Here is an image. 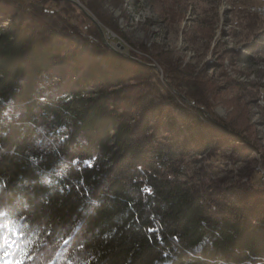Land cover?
Masks as SVG:
<instances>
[{"label": "trees", "instance_id": "1", "mask_svg": "<svg viewBox=\"0 0 264 264\" xmlns=\"http://www.w3.org/2000/svg\"><path fill=\"white\" fill-rule=\"evenodd\" d=\"M82 4L102 20L95 0ZM15 5L0 0V222L15 229L4 235L7 244L0 240V258L264 264L260 173L251 169L246 182L229 186L179 176L188 155L241 162L246 141L231 145L223 159L214 145H229L219 132L228 126L204 122L201 107L180 108L184 117L177 116L158 98L157 77L146 86L145 70L156 75L153 69L109 50L92 21L77 32L67 25L62 13L70 8L86 18L72 2L36 0L14 11ZM68 27L99 58L55 43ZM59 60L67 65L60 77L71 82L65 94L48 95L41 85ZM258 166L264 171V163Z\"/></svg>", "mask_w": 264, "mask_h": 264}, {"label": "rangeland", "instance_id": "2", "mask_svg": "<svg viewBox=\"0 0 264 264\" xmlns=\"http://www.w3.org/2000/svg\"><path fill=\"white\" fill-rule=\"evenodd\" d=\"M15 1L14 11L36 0ZM74 1L105 30L108 45L127 56L122 58L156 72L145 70L146 86L157 77L163 88L158 98L165 106L173 104L177 116L184 117L180 108L194 111L201 107L204 122L213 119L228 126V130L218 128L229 145H214L219 146L223 159L231 156V145L246 141V155L233 165L209 161L205 154L196 155L195 160L188 155L182 159L180 179L199 183L205 178L207 185L229 186L246 182L251 169L259 172L258 165L264 163V0H95L102 20L82 4L84 0ZM62 14L75 32L92 26L91 20L82 19L71 8ZM69 27L59 30L55 43L71 54L99 58L100 53ZM62 67H67L65 61H57L45 77L41 87L47 89L46 94L66 93L71 79L60 77ZM136 83L133 90L138 93L141 86ZM6 233L14 234V227L0 222V240L5 244ZM0 262L12 264L3 257Z\"/></svg>", "mask_w": 264, "mask_h": 264}, {"label": "water", "instance_id": "3", "mask_svg": "<svg viewBox=\"0 0 264 264\" xmlns=\"http://www.w3.org/2000/svg\"><path fill=\"white\" fill-rule=\"evenodd\" d=\"M68 1H70V2H72V3H74V4H76V5H78V3H77L76 1H74V0H68ZM78 7H79L80 10L85 14V16H86L89 20H91V21L93 22V24L96 26V28H97V30H98L100 36H101L102 42H103L108 48H110L111 50H113V51H114L117 55H119L120 57H122V56H123V57H127L126 55H124V54H122V53L116 51V50L113 49L110 45H108V43L105 41V35H104L103 29L101 28V26H99V24L95 21V19H94L89 13H87V12L84 10V8H83L82 6L78 5ZM119 47H120V49H122L121 46H119ZM182 98H183V97H182ZM183 99L186 100L185 98H183Z\"/></svg>", "mask_w": 264, "mask_h": 264}, {"label": "built area", "instance_id": "4", "mask_svg": "<svg viewBox=\"0 0 264 264\" xmlns=\"http://www.w3.org/2000/svg\"><path fill=\"white\" fill-rule=\"evenodd\" d=\"M259 173H260V176H261L262 185H264V171H261V170L259 169Z\"/></svg>", "mask_w": 264, "mask_h": 264}, {"label": "bare ground", "instance_id": "5", "mask_svg": "<svg viewBox=\"0 0 264 264\" xmlns=\"http://www.w3.org/2000/svg\"><path fill=\"white\" fill-rule=\"evenodd\" d=\"M264 190V189H263Z\"/></svg>", "mask_w": 264, "mask_h": 264}]
</instances>
